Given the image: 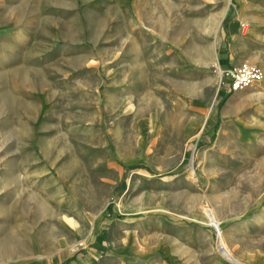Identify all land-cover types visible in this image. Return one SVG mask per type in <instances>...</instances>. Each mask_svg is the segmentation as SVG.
Returning a JSON list of instances; mask_svg holds the SVG:
<instances>
[{"label": "rangeland", "instance_id": "rangeland-1", "mask_svg": "<svg viewBox=\"0 0 264 264\" xmlns=\"http://www.w3.org/2000/svg\"><path fill=\"white\" fill-rule=\"evenodd\" d=\"M18 1L0 3V264H238L209 208L264 264V78L229 92L218 70L243 2ZM245 14L239 33L264 32Z\"/></svg>", "mask_w": 264, "mask_h": 264}, {"label": "crops", "instance_id": "crops-1", "mask_svg": "<svg viewBox=\"0 0 264 264\" xmlns=\"http://www.w3.org/2000/svg\"><path fill=\"white\" fill-rule=\"evenodd\" d=\"M3 0H0V3H2ZM240 1L243 2V5L245 7L244 10L239 12L238 9H231L230 10V29L228 30L227 40L226 44H223L222 46V52H221V61L220 63L223 65H230L233 63H238L242 60H257L258 59V50L259 48H255L254 45L261 44V42L264 41V32L260 29L254 28L250 31L249 35H242L239 33L236 29V25L238 24V21L243 18L247 12L249 13V17L264 21V11H261L259 13L252 10L254 9H263V5L258 3V0H237L239 3ZM23 3L24 7H28L29 0H19L18 3ZM31 3V2H30ZM32 5H38V3H31ZM12 5H15L14 2H12ZM257 6H260L259 8ZM251 10V11H250ZM11 22H16L13 26L17 32L15 33L14 38H17L18 36H22L24 32V26H28L27 21L26 23H23L21 21L17 22L14 19L11 20ZM260 30V31H259ZM27 37V35H25ZM105 237L102 235L98 239L95 240L96 245H101L102 243H105ZM62 257L59 255L58 258H51L46 261V263L43 261V259L38 264H63Z\"/></svg>", "mask_w": 264, "mask_h": 264}, {"label": "built area", "instance_id": "built-area-1", "mask_svg": "<svg viewBox=\"0 0 264 264\" xmlns=\"http://www.w3.org/2000/svg\"><path fill=\"white\" fill-rule=\"evenodd\" d=\"M244 28L247 27L243 24ZM220 81L227 86L229 92H237L254 83L261 82L264 78L263 69L248 60L238 63L223 65L218 63Z\"/></svg>", "mask_w": 264, "mask_h": 264}, {"label": "bare ground", "instance_id": "bare-ground-1", "mask_svg": "<svg viewBox=\"0 0 264 264\" xmlns=\"http://www.w3.org/2000/svg\"><path fill=\"white\" fill-rule=\"evenodd\" d=\"M230 3L231 1L229 2L228 4V7H230ZM17 11V9H16ZM198 22V21H197ZM199 24H202L201 22L198 23ZM129 48V47H128ZM210 48L209 47H200L198 49V52L201 54V55H209L210 54ZM216 61V59H215ZM144 78V74H143V77ZM171 82V81H170ZM181 88V87H180ZM207 216H208V220L210 222V224L214 227L217 228V232H218V248L221 250V252L229 259L233 260L234 262H237L238 264H245L243 263L242 260L239 259V257H237L233 252L232 250L229 248L224 236H223V233L221 231V222L219 220V218L217 217V215L215 214V211L212 210L211 208L207 209ZM3 238V237H2ZM16 237L14 236H9L7 239L8 240H13L15 239ZM8 251V250H7ZM9 252V251H8Z\"/></svg>", "mask_w": 264, "mask_h": 264}]
</instances>
